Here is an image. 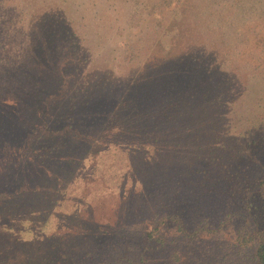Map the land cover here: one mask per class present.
<instances>
[{
  "label": "trees",
  "instance_id": "1",
  "mask_svg": "<svg viewBox=\"0 0 264 264\" xmlns=\"http://www.w3.org/2000/svg\"><path fill=\"white\" fill-rule=\"evenodd\" d=\"M45 45V36H38L26 53L30 69L22 74L30 78L25 93L32 94V101L14 99L16 105L2 108L17 118L25 110L30 118L17 123L19 130L33 137L40 132L35 146L21 138L14 143V165L9 157L0 163V207L9 201L34 219L30 239L2 228L7 238L13 236L14 248L17 242L19 247L35 244L32 255L37 258L28 259L30 264H77L79 257H91L92 247L113 237L117 222L124 217L130 224L137 221L133 218L140 211L126 209L127 199L146 202L151 194L161 209L155 216L163 212L160 226L175 216L179 230H185L182 209L194 204L200 187L206 186L211 197L224 191L231 177L257 171L255 194L248 199L255 220L248 235L254 245L252 263L264 264V128L246 121L231 132L220 129L225 123L217 118L238 95L235 74L206 54L181 49L153 53L122 84L105 82L95 95H86L82 103L88 109L77 117L70 105L65 123L56 127L38 121L40 99L56 82L51 73L42 75L41 64L34 61L37 54L49 57ZM132 176L139 190L129 196L125 186ZM198 232L180 235L193 238ZM152 236L143 226L141 240L152 245L139 249L134 264H163L151 249L164 239L159 230ZM22 263L27 261H14Z\"/></svg>",
  "mask_w": 264,
  "mask_h": 264
},
{
  "label": "rangeland",
  "instance_id": "2",
  "mask_svg": "<svg viewBox=\"0 0 264 264\" xmlns=\"http://www.w3.org/2000/svg\"><path fill=\"white\" fill-rule=\"evenodd\" d=\"M38 36H45L50 55L37 54L34 61L41 64L42 75L51 73L56 80L41 99L37 96L42 124L48 120L62 127L68 107L73 116L80 115L88 109L82 99L95 95L105 82L111 87L122 84L146 57L181 49L206 54L235 74L238 95L226 105L224 117H217L225 123L220 129L237 132L246 121L264 128V0H0V163L9 157L14 165V143L19 138L34 146L38 142L35 136L40 132L33 137L17 126L30 118L25 110L17 118L2 109L16 105V100L33 99L25 93L30 78L22 73L30 69L26 53ZM256 176L257 171L255 176L231 177L225 190L211 197L206 186L200 187L194 204L182 209L185 230H179L175 216L160 226L163 212L155 216L161 209L150 199L154 194L141 203L127 199L126 209L140 211L133 218L137 221L130 224L124 217L117 222L113 237L92 247L91 257H79L77 264L137 263L139 249L152 245L141 240L143 226L151 229L152 237L157 230L161 233L164 243L151 253L163 264H253L254 245L248 233L255 220L248 199L255 194ZM133 180V176L126 180L129 196L139 190ZM8 202L0 207V264L18 259L30 264L28 259L37 258L32 255L35 244L19 247L17 242L14 248L13 236L7 238L2 228L11 227L13 234L30 239L28 228L34 219ZM194 230L199 232L193 238L180 235Z\"/></svg>",
  "mask_w": 264,
  "mask_h": 264
}]
</instances>
